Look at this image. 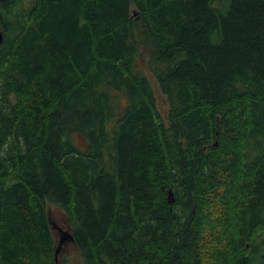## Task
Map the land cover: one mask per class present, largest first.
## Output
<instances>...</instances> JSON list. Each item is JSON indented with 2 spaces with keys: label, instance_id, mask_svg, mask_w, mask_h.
I'll list each match as a JSON object with an SVG mask.
<instances>
[{
  "label": "trees",
  "instance_id": "trees-1",
  "mask_svg": "<svg viewBox=\"0 0 264 264\" xmlns=\"http://www.w3.org/2000/svg\"><path fill=\"white\" fill-rule=\"evenodd\" d=\"M0 31V264H59L48 205L80 264H264V0H0Z\"/></svg>",
  "mask_w": 264,
  "mask_h": 264
},
{
  "label": "rangeland",
  "instance_id": "rangeland-1",
  "mask_svg": "<svg viewBox=\"0 0 264 264\" xmlns=\"http://www.w3.org/2000/svg\"><path fill=\"white\" fill-rule=\"evenodd\" d=\"M145 72L147 74V77L149 78V81L152 85L157 108L159 111V114L161 118L164 121H167V112H168V105L165 96L160 92L154 78L149 74L147 69H145ZM126 104V102H125ZM122 112L120 113V115ZM119 115V116H120ZM48 210L50 212V219L52 223L55 225L57 224L59 227L62 228V230L67 231V224H66V217L62 213L61 210L58 208L54 207L53 205H48ZM54 235H55V240L57 241V247L58 248L59 244V233L56 228H53ZM61 251L59 254V264H80L81 263V258L79 256L78 250L75 248V246L71 243L68 244H63L60 246Z\"/></svg>",
  "mask_w": 264,
  "mask_h": 264
},
{
  "label": "water",
  "instance_id": "water-1",
  "mask_svg": "<svg viewBox=\"0 0 264 264\" xmlns=\"http://www.w3.org/2000/svg\"><path fill=\"white\" fill-rule=\"evenodd\" d=\"M2 41H3V33L0 31V44L2 43ZM168 202L169 203L173 202V198H172V193L171 192L168 193ZM49 222L52 224L53 228L57 229V231L59 233V241H58L59 247L55 251V256H57L58 253H59V250L61 248L60 246L63 245V244L70 243L72 241V236H71V234L68 231H64L57 224L55 225L54 223H52L51 220H49Z\"/></svg>",
  "mask_w": 264,
  "mask_h": 264
},
{
  "label": "bare ground",
  "instance_id": "bare-ground-1",
  "mask_svg": "<svg viewBox=\"0 0 264 264\" xmlns=\"http://www.w3.org/2000/svg\"><path fill=\"white\" fill-rule=\"evenodd\" d=\"M9 80H10V78H9ZM216 145V144H215ZM170 192V191H169ZM59 247V246H58Z\"/></svg>",
  "mask_w": 264,
  "mask_h": 264
}]
</instances>
